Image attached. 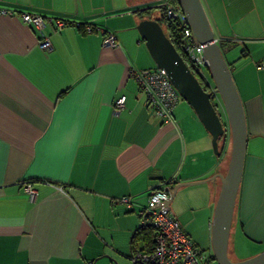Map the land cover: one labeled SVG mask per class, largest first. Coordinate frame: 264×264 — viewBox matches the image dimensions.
Here are the masks:
<instances>
[{
	"label": "crops",
	"instance_id": "1",
	"mask_svg": "<svg viewBox=\"0 0 264 264\" xmlns=\"http://www.w3.org/2000/svg\"><path fill=\"white\" fill-rule=\"evenodd\" d=\"M162 1L0 0L13 11L0 13V264H133V247L152 242L139 230L140 209L165 180L179 185L170 206L182 228L213 257L229 138L216 153L211 133L182 99L163 121L130 75L155 67L137 25L147 7L159 17ZM201 1L208 19L219 21L213 32L246 117L228 244L229 257L239 260L264 250V0ZM24 11L67 21L45 28L50 50ZM99 27L115 32L119 46L103 45ZM121 95L126 106L115 114ZM27 183L37 189L34 200ZM123 196L132 197L131 207Z\"/></svg>",
	"mask_w": 264,
	"mask_h": 264
},
{
	"label": "water",
	"instance_id": "2",
	"mask_svg": "<svg viewBox=\"0 0 264 264\" xmlns=\"http://www.w3.org/2000/svg\"><path fill=\"white\" fill-rule=\"evenodd\" d=\"M204 53L209 59V73L215 90H207L182 57L162 24L155 18H142L137 28L156 66L165 69L170 80L184 100L195 110L198 118L212 135L214 151L219 153V139L230 136L227 171L221 176L222 184L212 222L211 242L213 257L218 264H264V250L244 259L229 257L228 244L238 190L240 187L247 148V124L244 106L235 85L231 69L201 0H179ZM218 93L227 117L225 123L215 101ZM179 185L171 192L170 202Z\"/></svg>",
	"mask_w": 264,
	"mask_h": 264
},
{
	"label": "built area",
	"instance_id": "3",
	"mask_svg": "<svg viewBox=\"0 0 264 264\" xmlns=\"http://www.w3.org/2000/svg\"><path fill=\"white\" fill-rule=\"evenodd\" d=\"M166 16L176 25L181 34L183 50L193 70L208 84L209 90L214 91L215 85L209 70V59L204 53L205 45L197 40L191 27L188 16L179 1L163 0ZM0 13L11 14V9L0 8ZM24 22L33 24L42 34L40 45L50 50L52 43L49 35L44 30L49 23L55 22L58 28L66 25L67 21L61 18L43 16L38 13L24 11L21 13ZM103 34V45L116 47L119 41L115 32L99 27ZM85 31H95L92 24L85 25ZM130 75L147 99L148 105L154 113L163 121L173 118L174 109L182 99V96L174 86L164 68L155 66L148 68H132ZM219 98L216 93L215 101ZM126 106V96H119L114 103V113H120ZM170 180H165L158 186H153L145 205L140 209L141 224L153 229L152 242L149 246L140 248L133 247L130 260L133 264H205L202 250L195 244L192 237L182 228L180 221L174 214L171 206L167 204L172 192ZM25 191L31 200L37 195V189L30 183L25 185ZM127 207H131V196H123L120 199ZM85 264H92L86 261Z\"/></svg>",
	"mask_w": 264,
	"mask_h": 264
},
{
	"label": "trees",
	"instance_id": "4",
	"mask_svg": "<svg viewBox=\"0 0 264 264\" xmlns=\"http://www.w3.org/2000/svg\"><path fill=\"white\" fill-rule=\"evenodd\" d=\"M172 1H179V0H172ZM157 10L159 12V17H156L155 19H158L160 21V23L162 24L166 34L169 36V38L171 39V41L174 43L175 47L177 48V50L180 52V54L182 55V57L185 59V61L188 63V65L191 67L192 71L194 72V74L197 76V78L199 79V81L201 82V84L204 86L205 89H209L208 84L202 79L201 76H199L192 68V66L190 65V62L183 50L182 47V39H181V34L179 33L176 25L172 22V20H169L166 16L165 13V9L163 6H158ZM152 9L151 7H147L146 9V13L149 14L147 17L148 18H153L150 16ZM223 43V42H222ZM225 43V42H224ZM223 43V44H224ZM222 48V46H221ZM227 137L230 139L229 134H225L224 136L220 137L219 139V149L220 152L224 150L225 148V142ZM230 141V140H229ZM147 230L150 234L151 237H153V229L150 228L149 226H145V225H141V227L139 228V230Z\"/></svg>",
	"mask_w": 264,
	"mask_h": 264
},
{
	"label": "rangeland",
	"instance_id": "5",
	"mask_svg": "<svg viewBox=\"0 0 264 264\" xmlns=\"http://www.w3.org/2000/svg\"><path fill=\"white\" fill-rule=\"evenodd\" d=\"M157 11V10H156ZM209 22H210V24H211V27H212V29H214L215 28V30H216V34L218 35L219 34V30H218V26H219V24H218V22L216 21V19L214 18V17H209ZM146 45V44H145ZM226 56V55H225ZM153 59V58H152ZM155 66H156V64H155ZM206 72H207V74L209 75V77H210V73H209V70H207L206 69ZM182 100L183 101H185V102H187L186 100H184L183 98H182ZM188 103V102H187ZM206 250H204V253H203V257H202V259H203V261L205 262V264H218L217 263V261L214 259V257H212L209 261H208V259H207V256H208V253H207V251L205 252ZM202 252H203V250H202ZM243 258H245V257H243ZM127 264H129V263H127Z\"/></svg>",
	"mask_w": 264,
	"mask_h": 264
},
{
	"label": "flooded vegetation",
	"instance_id": "6",
	"mask_svg": "<svg viewBox=\"0 0 264 264\" xmlns=\"http://www.w3.org/2000/svg\"><path fill=\"white\" fill-rule=\"evenodd\" d=\"M217 109H218V107H217Z\"/></svg>",
	"mask_w": 264,
	"mask_h": 264
}]
</instances>
